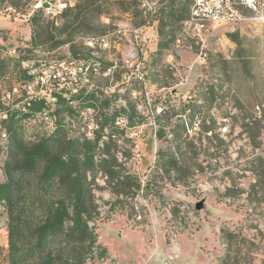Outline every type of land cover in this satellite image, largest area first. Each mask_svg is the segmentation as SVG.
<instances>
[{
	"label": "rangeland",
	"instance_id": "obj_1",
	"mask_svg": "<svg viewBox=\"0 0 264 264\" xmlns=\"http://www.w3.org/2000/svg\"><path fill=\"white\" fill-rule=\"evenodd\" d=\"M35 1L0 0V71L16 72L23 60L28 58L69 60L71 56L78 57L73 54L74 49L86 57L85 40L105 34L106 21L110 20L115 28H126L129 32L115 38L114 47L104 52L100 74H94L89 83L78 82L81 93L74 94V101H77L78 113H84L83 118L88 115L86 108L93 106L98 121V136L106 131L117 136L126 133V126L112 123L115 114L123 115L132 110L123 91L124 60L137 54L133 29L149 21L142 17L139 0H90L89 3L88 0H69L73 13L82 11L78 21L73 24L66 23L69 18L63 16H34L32 8ZM259 2L260 12L240 7L242 19L223 25L211 42L214 67L224 72L231 85L234 98L242 109L240 123L247 138L242 154L235 159H227L218 175L221 180L228 177L232 188L188 192L184 186L190 179L192 182H204L208 178L203 172L196 178V170L202 168V158L192 154L190 158H183L182 165H179L171 156L161 154L159 166L165 177L171 181L169 172L175 171L179 184L183 186L178 189L173 184L165 190L161 189L164 186H161L162 180L158 175L146 179L144 174L152 162L151 141L147 147H142L143 159L137 167L121 161L116 142H111L107 148L110 158L108 166L115 175L113 180L108 175L107 183L100 181L99 187L103 189L96 190L101 212L98 220L99 241L108 253L95 264H264V0ZM192 6L193 0L174 2L150 21L156 27L152 36L154 42L148 52L153 83L175 86L182 82L180 74L186 79L192 73L189 77L192 81L198 75L200 64L185 49L176 53L178 63L182 64L179 71H172L167 65V56L174 50L173 43L182 39L181 25L189 18ZM86 63V70L95 71L94 61ZM68 81L59 83L69 88L71 81L75 82ZM59 83L52 85L55 90L52 94L57 97V102L60 96L67 99V91L62 92ZM207 101L211 103L212 96H208ZM40 102L44 107L48 106L47 100ZM64 104L61 100L60 107L55 111L59 120ZM110 106L118 108V111H109ZM64 111L71 113L72 109L67 106ZM23 125L30 136H35L37 132V139L55 132L52 114H43L42 117L30 115ZM177 126V130H180V121H177ZM70 138L78 141V137L69 135L67 139ZM91 144L90 151L94 154L95 144ZM214 145H223V139L214 136ZM0 154L2 184L6 181L4 166L9 146L8 150L2 149ZM119 182H122L121 186H118ZM143 182L153 184L155 190L152 192L148 189L144 195L141 194ZM130 184L133 186L130 187ZM153 194L189 203L204 202L202 231L197 239L181 238L183 254L180 260L175 261L170 257L164 215L162 208L151 199ZM134 204L142 211L141 221L136 219ZM7 220L6 212L0 207V249L4 253L8 248ZM0 264L4 263L0 261Z\"/></svg>",
	"mask_w": 264,
	"mask_h": 264
},
{
	"label": "built area",
	"instance_id": "obj_2",
	"mask_svg": "<svg viewBox=\"0 0 264 264\" xmlns=\"http://www.w3.org/2000/svg\"><path fill=\"white\" fill-rule=\"evenodd\" d=\"M176 1L180 0H139L142 17L149 21L133 29L137 54L124 60L123 91L132 110L123 115L115 114L112 123L126 126V133L117 136L106 131L98 136V121L93 106L86 108L88 115L83 118L84 113H78V104L74 101V94L81 93L78 82L89 83L94 74H100L104 52L114 47L115 38L123 32L124 35L129 32L126 28H115L107 20L105 34L85 40L86 57L80 54L65 61L47 60V57L28 58L23 60L21 68L16 72L0 71V143L3 150H8L10 144V135L5 124L13 116L30 114L42 117L43 114H52L55 132L61 125L71 137H78L79 143L95 144L97 162L109 159L107 148L114 141L118 147V158L137 167L143 159L142 147H147L151 141L152 162L144 174L146 179L158 175L162 180L161 186H164L161 189L165 190L173 184L178 189L183 187L179 184L175 171L169 172L171 181L165 177L159 166L161 154L171 156L179 165H182L186 154H198L202 158V168L196 170V178L201 172L207 174L208 178L204 182H192L190 179L187 186H184L186 191L212 192L231 189L229 178L221 180L218 175L227 159H235L238 154H242L247 138L240 123L242 109L234 98L231 85L224 72L214 67L211 42L218 36L223 25L242 19L240 7L260 12L261 4L259 0H193L191 14L181 25L182 39L173 43L174 50L167 56V65L172 71H179L182 64L178 63L177 54L185 49L199 62L200 71L193 81L189 79L192 73L186 79L180 74L182 82L175 86H163L151 80L148 52L154 42L152 36L156 27L150 21ZM69 8V0H36L32 13L34 16L41 14L56 18L62 17ZM86 61L95 62V71L85 70ZM62 80L67 83L68 80L75 82L71 81L72 86L67 88L59 83ZM54 83L61 85V91H67V99L63 100L72 109L71 113H62L60 120L55 111L60 107L61 99L58 102L50 100V93L55 91L52 88ZM207 85H222V93L207 92ZM33 93L46 94L48 107L40 109V113H31V109L23 108L24 98L31 97ZM203 96H212V107L199 109ZM109 111L117 112L118 108L110 106ZM173 121H180V130H173ZM214 136L223 137V145H214ZM29 139L37 141V132L35 136H29ZM97 181L98 184L100 181L107 183L109 176L99 172ZM153 187V184L143 182L141 194L144 195L148 189L153 192ZM151 199L162 208L170 257L175 261L180 260L183 254L181 238L187 236L197 239L204 226L201 211L197 209L199 202L189 203L178 198L165 199L160 194L151 195ZM134 206L136 219L141 221L142 211L137 204Z\"/></svg>",
	"mask_w": 264,
	"mask_h": 264
},
{
	"label": "trees",
	"instance_id": "obj_3",
	"mask_svg": "<svg viewBox=\"0 0 264 264\" xmlns=\"http://www.w3.org/2000/svg\"><path fill=\"white\" fill-rule=\"evenodd\" d=\"M81 13L69 8L63 17L73 24ZM74 51L75 56L81 54ZM59 99L64 103L62 96ZM33 105L31 113L44 107L42 102ZM64 106L62 113L67 110ZM28 118L30 114L13 116L5 124L10 145L4 166L6 181L0 184V207L8 218V248L6 253L0 249V261L95 264L108 253L99 241L101 212L96 190L103 189L97 181L99 172L113 180L110 158L97 162L90 151L92 144L68 140L69 134L61 125L56 132L31 141L23 125ZM2 149L0 146V153Z\"/></svg>",
	"mask_w": 264,
	"mask_h": 264
},
{
	"label": "bare ground",
	"instance_id": "obj_4",
	"mask_svg": "<svg viewBox=\"0 0 264 264\" xmlns=\"http://www.w3.org/2000/svg\"><path fill=\"white\" fill-rule=\"evenodd\" d=\"M88 62V61H87ZM94 66V64H93ZM88 68V63H85V70ZM93 68V67H92ZM90 70V69H89ZM92 70V69H91ZM96 76V75H95ZM91 81V80H90ZM93 86V85H92ZM63 92V91H62ZM66 92V91H65ZM207 92H214V93H222V85L218 86H212L207 85ZM77 95V94H76ZM51 102L55 101L57 102V97L54 96V94H50ZM63 97V96H62ZM208 96H203V99L199 102L200 109H208L209 107H212V101L211 103L207 101ZM42 100H46V94L45 93H33L31 97H25L23 100V108L28 109L32 106L33 102H40ZM48 101V100H47ZM46 104V103H45ZM46 106V105H45ZM48 107V106H47ZM40 112V111H39ZM37 113V112H36ZM46 115V114H45ZM177 121H173V130H177ZM126 129V128H125ZM220 138L223 139V137L220 136Z\"/></svg>",
	"mask_w": 264,
	"mask_h": 264
},
{
	"label": "water",
	"instance_id": "obj_5",
	"mask_svg": "<svg viewBox=\"0 0 264 264\" xmlns=\"http://www.w3.org/2000/svg\"><path fill=\"white\" fill-rule=\"evenodd\" d=\"M197 209H198L199 211H202V210L204 209V202H200V203H198V204H197Z\"/></svg>",
	"mask_w": 264,
	"mask_h": 264
},
{
	"label": "crops",
	"instance_id": "obj_6",
	"mask_svg": "<svg viewBox=\"0 0 264 264\" xmlns=\"http://www.w3.org/2000/svg\"><path fill=\"white\" fill-rule=\"evenodd\" d=\"M177 2V1H176ZM174 3V2H173ZM172 4V3H171ZM167 9V8H166ZM193 79V78H192ZM192 157V154H186L184 158H190Z\"/></svg>",
	"mask_w": 264,
	"mask_h": 264
}]
</instances>
